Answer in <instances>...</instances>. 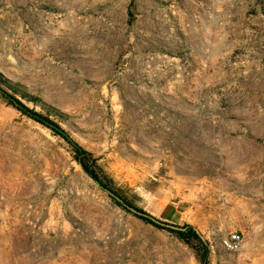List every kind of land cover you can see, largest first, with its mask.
<instances>
[{"label": "rangeland", "instance_id": "374dc122", "mask_svg": "<svg viewBox=\"0 0 264 264\" xmlns=\"http://www.w3.org/2000/svg\"><path fill=\"white\" fill-rule=\"evenodd\" d=\"M0 74L210 264H264V0H0ZM75 157L0 93V264H201Z\"/></svg>", "mask_w": 264, "mask_h": 264}, {"label": "trees", "instance_id": "16d2710c", "mask_svg": "<svg viewBox=\"0 0 264 264\" xmlns=\"http://www.w3.org/2000/svg\"><path fill=\"white\" fill-rule=\"evenodd\" d=\"M0 93L7 100L9 104L14 106L17 110L22 112L24 115L40 123L46 128L53 131L56 135L61 136L65 139L75 150L76 161L79 163L81 168L104 190L108 191L112 196L113 200L117 205L123 209L132 213L135 217L144 221L145 223L154 226L157 229L171 232L188 245L194 244L197 248V253L201 264H210V246L205 240L201 232L193 225L176 226L164 222L142 208L134 206L128 200L123 198L118 192L112 188V180L108 177H103L98 171L97 159L94 158L93 154L82 148L71 136L63 129V127L51 120L49 117L29 108L25 105L18 96L29 98L20 87L10 80H7L0 74ZM31 101V100H29ZM172 226H176L178 229H174Z\"/></svg>", "mask_w": 264, "mask_h": 264}, {"label": "built area", "instance_id": "2783aa9c", "mask_svg": "<svg viewBox=\"0 0 264 264\" xmlns=\"http://www.w3.org/2000/svg\"><path fill=\"white\" fill-rule=\"evenodd\" d=\"M243 243V234L238 231L231 232L224 240L223 245L230 251L237 250Z\"/></svg>", "mask_w": 264, "mask_h": 264}, {"label": "water", "instance_id": "95a60500", "mask_svg": "<svg viewBox=\"0 0 264 264\" xmlns=\"http://www.w3.org/2000/svg\"><path fill=\"white\" fill-rule=\"evenodd\" d=\"M113 196V195H112ZM174 229H178L176 226H172Z\"/></svg>", "mask_w": 264, "mask_h": 264}]
</instances>
